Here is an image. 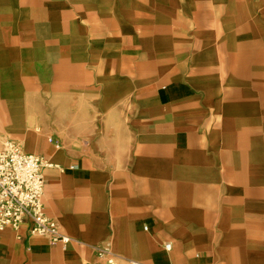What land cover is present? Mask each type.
Listing matches in <instances>:
<instances>
[{
	"label": "crops",
	"instance_id": "1",
	"mask_svg": "<svg viewBox=\"0 0 264 264\" xmlns=\"http://www.w3.org/2000/svg\"><path fill=\"white\" fill-rule=\"evenodd\" d=\"M9 142L68 241L0 264H264V0H0Z\"/></svg>",
	"mask_w": 264,
	"mask_h": 264
},
{
	"label": "built area",
	"instance_id": "2",
	"mask_svg": "<svg viewBox=\"0 0 264 264\" xmlns=\"http://www.w3.org/2000/svg\"><path fill=\"white\" fill-rule=\"evenodd\" d=\"M49 162L37 154L26 153L12 142L0 150V228L18 230L27 224L31 235L68 241L55 220L43 211L44 169ZM166 249L170 244L166 243ZM105 264H118L110 257ZM125 264H146L127 260Z\"/></svg>",
	"mask_w": 264,
	"mask_h": 264
}]
</instances>
